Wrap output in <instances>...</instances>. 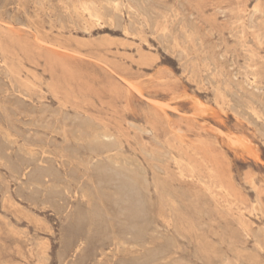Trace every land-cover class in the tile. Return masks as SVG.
<instances>
[{
	"label": "rangeland",
	"instance_id": "374dc122",
	"mask_svg": "<svg viewBox=\"0 0 264 264\" xmlns=\"http://www.w3.org/2000/svg\"><path fill=\"white\" fill-rule=\"evenodd\" d=\"M262 138L264 0H0V264H264Z\"/></svg>",
	"mask_w": 264,
	"mask_h": 264
},
{
	"label": "bare ground",
	"instance_id": "6f19581e",
	"mask_svg": "<svg viewBox=\"0 0 264 264\" xmlns=\"http://www.w3.org/2000/svg\"><path fill=\"white\" fill-rule=\"evenodd\" d=\"M112 5V4H111ZM88 6V5H87ZM17 8V7H16ZM113 9V8H112ZM107 10H109V9H107ZM110 11V10H109ZM114 14V13H113ZM119 19V18H118ZM130 27V26H129ZM3 63V62H2ZM233 79H234V77H233ZM263 109V108H262ZM262 119V118H261ZM260 136V135H259ZM11 139V138H10ZM262 139H264V138H262ZM6 141H9V139L8 140H6ZM262 144V143H261ZM103 146V145H102ZM105 147V146H104ZM88 150V149H87ZM93 155V154H92ZM102 156V155H101ZM88 159V158H87ZM100 159V158H99ZM61 160V159H60ZM118 162V161H117ZM3 167V166H2ZM4 169V168H3ZM123 171V170H122ZM128 172V171H127ZM124 173V172H123ZM134 174V173H133ZM123 177V176H122ZM138 177V176H137ZM130 178V177H129ZM136 185V184H135ZM140 189V188H139ZM145 196V195H144ZM176 205V204H175ZM128 206V205H127ZM129 207V206H128ZM173 220V219H172ZM85 222V221H84ZM73 224V223H72ZM199 228V227H198ZM176 229V228H175ZM174 229V230H175ZM173 230V229H172ZM175 232V231H174ZM176 234V233H175ZM149 254V253H148ZM147 254V255H148ZM138 258V257H137ZM195 258V257H194ZM148 259V258H147ZM150 261V260H149ZM172 264V263H171Z\"/></svg>",
	"mask_w": 264,
	"mask_h": 264
}]
</instances>
